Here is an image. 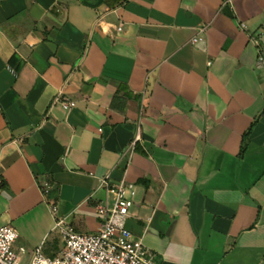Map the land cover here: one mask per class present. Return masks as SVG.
Returning a JSON list of instances; mask_svg holds the SVG:
<instances>
[{"label":"crops","instance_id":"1","mask_svg":"<svg viewBox=\"0 0 264 264\" xmlns=\"http://www.w3.org/2000/svg\"><path fill=\"white\" fill-rule=\"evenodd\" d=\"M263 39L264 0H0V226L23 263L64 250L56 217L97 231L110 173L155 264H264Z\"/></svg>","mask_w":264,"mask_h":264},{"label":"built area","instance_id":"2","mask_svg":"<svg viewBox=\"0 0 264 264\" xmlns=\"http://www.w3.org/2000/svg\"><path fill=\"white\" fill-rule=\"evenodd\" d=\"M200 29L205 30V26ZM202 39L199 36L192 41ZM263 63L264 57L260 55L259 65ZM56 101L65 109L76 106L72 100L57 97ZM100 186L107 196L97 205V214L101 219L97 231L79 232L65 218L56 217V226L60 228L65 243L64 250L59 255L48 256L42 247H38L27 264H155L149 248L127 227L131 208L135 204L136 185L126 179L113 181L111 174L107 173L100 179ZM41 187L46 194L51 183L44 181ZM57 211V206H52L54 215ZM19 237L13 226H0V264H24L15 249Z\"/></svg>","mask_w":264,"mask_h":264},{"label":"water","instance_id":"3","mask_svg":"<svg viewBox=\"0 0 264 264\" xmlns=\"http://www.w3.org/2000/svg\"><path fill=\"white\" fill-rule=\"evenodd\" d=\"M262 41H263V43H264V39H263Z\"/></svg>","mask_w":264,"mask_h":264}]
</instances>
